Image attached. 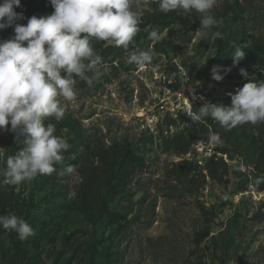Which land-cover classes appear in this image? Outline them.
<instances>
[{"label": "rangeland", "instance_id": "obj_1", "mask_svg": "<svg viewBox=\"0 0 264 264\" xmlns=\"http://www.w3.org/2000/svg\"><path fill=\"white\" fill-rule=\"evenodd\" d=\"M137 3L142 19L135 46L151 50L152 62L142 68L129 65L122 47L99 42L98 55L114 48L100 66L101 78L91 87L75 78V98H60L64 118L46 121L69 143L54 165L60 171L20 185L6 184L0 176V188L19 197L14 214L35 231L21 241L0 227V264H264V122L228 129L215 143L200 134L184 154L163 151L164 140L179 134L188 138L191 127L203 122H194L189 112L197 113L205 102L224 104L226 89L264 72V30L235 31L242 18L264 20V0H217L211 13L219 25L199 35L201 14H165L152 0ZM225 25L229 39L221 45L213 33H222ZM153 29L161 34L159 42L148 39ZM173 31L187 37H170ZM208 35L209 48L202 53L199 45ZM13 36V27L0 30V40ZM236 47L245 56L234 65ZM213 66L220 67L221 81L212 79ZM179 92L184 96L176 98ZM78 135L83 143L74 153ZM14 139L11 131H0V169ZM195 144L213 149L216 160L211 161L218 165L209 171L211 161L203 159L204 165L187 175L177 165H196L202 155L193 150ZM122 151L135 153L145 168L122 185H105L103 217L91 221L80 206L81 184L89 173L114 165L108 154L118 163ZM69 164L75 166L70 174L65 171Z\"/></svg>", "mask_w": 264, "mask_h": 264}, {"label": "clouds", "instance_id": "obj_2", "mask_svg": "<svg viewBox=\"0 0 264 264\" xmlns=\"http://www.w3.org/2000/svg\"><path fill=\"white\" fill-rule=\"evenodd\" d=\"M152 2L165 14L176 10L201 14L197 35L220 23L211 13L217 0ZM49 3L53 9L50 14L32 15L23 24L18 23L25 19L23 12L15 10L21 7V0H0V30L7 27L14 30L11 39L0 40V131H11L21 145L14 155L7 157L6 168L0 169L3 182L10 185L30 182L37 175H50L56 170L54 165L63 160L62 153L68 150L69 143L54 134V123L46 121L51 118L58 123L64 118L60 98L66 101L75 98V78L91 87L103 75L102 57L94 49L92 38L122 47L129 65L142 68L152 62L151 50L135 46L142 19L137 0H49ZM213 36L220 38L221 33L215 32ZM148 39L159 42V30H151ZM231 56L236 65L245 52L236 47ZM219 72L220 67L213 66L212 79L221 81L223 76ZM240 72L247 76L246 70ZM229 95L230 106L205 102L197 113L188 115L194 122L210 117L229 130L264 122V80L249 81ZM209 139L219 142V135L210 132ZM74 167L69 164L65 171L70 174ZM0 227L14 231L21 241L35 235L33 227L14 213L0 215Z\"/></svg>", "mask_w": 264, "mask_h": 264}, {"label": "trees", "instance_id": "obj_3", "mask_svg": "<svg viewBox=\"0 0 264 264\" xmlns=\"http://www.w3.org/2000/svg\"><path fill=\"white\" fill-rule=\"evenodd\" d=\"M15 10L17 12H23L25 19L18 21V23L23 24H26L27 18H30L32 15H48L53 11L49 0H21V7L16 8ZM226 30H228V32H226ZM247 30L253 32H260L261 30H264V20L260 21V18L257 19L256 17H251L246 19L242 18L237 23H235V31L237 33ZM228 33H230L229 26L225 25L223 27L221 37L217 38L216 42L221 45L227 44L226 41L229 39V36L227 35ZM176 35L182 38L187 37L186 33H181L180 31H173L170 33V37ZM140 36L141 38L147 37L146 34H140ZM210 41V35H208L207 38H204L200 42L199 47L202 48V53L208 50ZM91 43L94 48L99 45V42L96 41L95 38L91 39ZM165 44L167 46H170L169 41H165ZM257 49L259 50V48ZM113 51L114 48L112 46H109L101 52L100 56L102 57V64L104 63L105 59L112 55ZM194 71H196V66L192 65L190 72L191 75ZM261 80H264V72L260 69L256 71L255 80L252 82H259ZM249 81H251L249 78L244 79L242 81H239L233 89H226L222 96V100H224L225 102L224 105H231V97L229 93L235 94L238 89L242 88L243 85L245 83H248ZM226 131H228V129L222 128L218 122L212 120L211 118H207L200 124H197V126L191 127L188 136V138L190 137L189 140L182 134L175 135L171 139L164 140L163 151L168 152L172 149L176 151L177 154H184L186 153L187 149H189L190 144L197 139L198 135L201 134L203 139H208L210 132L217 133L219 137H222V135ZM73 143L74 144L72 146V152L76 153V151L81 148L83 141L78 135V137L76 136V138L73 140ZM12 147L13 148L11 150V155H14L19 150L21 145L19 143H16V140L14 139ZM106 157L107 160H111L114 165L108 167L106 172L94 171L89 173L85 176L84 181L81 184L80 206L82 209V213L87 219H90L91 221H99L103 217L105 211L103 189L105 185H110V183L122 185L127 179H129L130 176L135 173V171L141 172L145 168L143 159L139 158L135 155V153L133 154L130 151H122V153L120 154V161L118 163L113 160L114 158L110 154H108ZM217 165V163H213L211 161L210 163H207L206 169H209V171H211L213 168H216ZM177 166L184 170H187V175L189 174V170L193 169L194 167L196 168V165L188 163L186 161H182ZM55 169L57 171H60V168ZM12 191L13 190L0 188V215L15 213V210L18 206L19 197L17 195L15 196Z\"/></svg>", "mask_w": 264, "mask_h": 264}, {"label": "built area", "instance_id": "obj_4", "mask_svg": "<svg viewBox=\"0 0 264 264\" xmlns=\"http://www.w3.org/2000/svg\"><path fill=\"white\" fill-rule=\"evenodd\" d=\"M184 94L182 92H179V94H176V98H180V97H183ZM192 97V96H191ZM187 102H189L188 100H186ZM162 110L164 109L163 107L161 108ZM167 112V111H166ZM208 142L212 143V141L209 139ZM195 148L193 150H198V154L201 153L202 156L200 157H196V166H203L204 163H203V159H209V161L211 160H216V158L214 157L215 155V152L213 149H211L210 147L209 148H205L203 147L202 149H199L196 144L194 145ZM199 146H201V144H199ZM190 157L189 155H185L184 156V159L188 160Z\"/></svg>", "mask_w": 264, "mask_h": 264}]
</instances>
